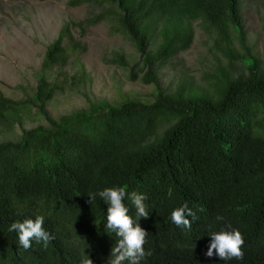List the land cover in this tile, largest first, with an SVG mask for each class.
<instances>
[{"label": "trees", "instance_id": "16d2710c", "mask_svg": "<svg viewBox=\"0 0 264 264\" xmlns=\"http://www.w3.org/2000/svg\"><path fill=\"white\" fill-rule=\"evenodd\" d=\"M69 4L103 11L63 26L45 52L30 101L0 93V125H9L29 103L47 124L0 143V264H81L84 258L108 264L119 237L106 229L108 204L99 192L120 187L147 197L149 217L137 222L148 233L144 247L152 255L141 264H264V59L246 45L240 0ZM105 19L139 54L137 72L154 86L152 101L89 102L85 110L50 118L44 108L60 89L45 72L65 66L68 52L78 49L71 28ZM195 26L214 59L206 78L211 84L197 87L181 73L174 88L162 89L157 69L189 49ZM112 62L127 67L122 55ZM123 203L135 220L131 199ZM185 203L196 213L187 217L189 229L171 219ZM38 216L55 239L47 248L33 241L25 251L9 228ZM222 230L243 235L242 261L207 257L210 232Z\"/></svg>", "mask_w": 264, "mask_h": 264}, {"label": "rangeland", "instance_id": "374dc122", "mask_svg": "<svg viewBox=\"0 0 264 264\" xmlns=\"http://www.w3.org/2000/svg\"><path fill=\"white\" fill-rule=\"evenodd\" d=\"M71 0H0V93L13 101H30L40 78L45 52L58 37L65 24L80 23L103 11L95 4L71 6ZM245 41L252 54L264 59V1L240 0ZM71 37L78 49L68 52L65 66L46 71L45 79L60 89L44 111L52 119L85 110L89 102L119 104L126 98L152 101L154 86L140 81L144 72L140 56L131 42L114 32L109 19L86 27H74ZM63 44L67 47V41ZM68 49V47H67ZM124 57L127 67L112 60ZM136 72L130 79L131 68ZM214 59L208 52L204 37L195 26L192 45L161 65L156 72L158 85L174 88L179 75L185 73L195 86L208 87L213 74ZM9 125H0V143L18 140L22 130L47 124L29 103Z\"/></svg>", "mask_w": 264, "mask_h": 264}, {"label": "clouds", "instance_id": "9594fccd", "mask_svg": "<svg viewBox=\"0 0 264 264\" xmlns=\"http://www.w3.org/2000/svg\"><path fill=\"white\" fill-rule=\"evenodd\" d=\"M99 196L108 204L106 229L115 233L119 240L112 249L111 258L108 264H141L146 257L152 255L151 251H146L144 245L147 243L148 233L140 227L141 218L147 219L149 212L145 203L146 196L132 192L129 194L125 187L107 188L99 192ZM131 199L135 209L136 218L128 214L129 209L123 203L125 198ZM89 203L95 199V194L89 196ZM187 217L196 218V213L185 203L171 214L172 222L180 228L189 229L191 222ZM218 221L224 217L217 216ZM44 217L38 216L35 220L26 219L23 222H14L9 231L18 233L19 245L27 251L32 247V242L43 244L47 248L50 241L55 239L44 227ZM231 228L229 224L227 226ZM211 243L206 253L207 257L217 255L220 260H243L245 240L239 230L210 232ZM81 264H93L90 258H84Z\"/></svg>", "mask_w": 264, "mask_h": 264}]
</instances>
